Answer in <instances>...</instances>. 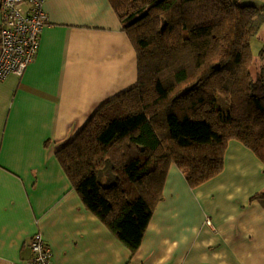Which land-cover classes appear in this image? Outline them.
I'll return each mask as SVG.
<instances>
[{
	"label": "crops",
	"instance_id": "1",
	"mask_svg": "<svg viewBox=\"0 0 264 264\" xmlns=\"http://www.w3.org/2000/svg\"><path fill=\"white\" fill-rule=\"evenodd\" d=\"M43 10L33 61L0 80V264L28 262L36 232L52 264H264V198L254 197L264 164L238 140L198 186L170 166L133 255L84 206L55 153L136 85V52L109 0H44Z\"/></svg>",
	"mask_w": 264,
	"mask_h": 264
},
{
	"label": "trees",
	"instance_id": "2",
	"mask_svg": "<svg viewBox=\"0 0 264 264\" xmlns=\"http://www.w3.org/2000/svg\"><path fill=\"white\" fill-rule=\"evenodd\" d=\"M109 2L136 52L137 83L55 155L84 206L133 255L171 165L198 186L221 172L229 140L264 164V48L259 73L249 69L264 12L238 0Z\"/></svg>",
	"mask_w": 264,
	"mask_h": 264
},
{
	"label": "built area",
	"instance_id": "3",
	"mask_svg": "<svg viewBox=\"0 0 264 264\" xmlns=\"http://www.w3.org/2000/svg\"><path fill=\"white\" fill-rule=\"evenodd\" d=\"M44 0H0V80L9 73L21 75L33 61L47 22ZM206 224L211 226L209 219ZM30 259L24 264H52L51 250L42 234L29 241Z\"/></svg>",
	"mask_w": 264,
	"mask_h": 264
},
{
	"label": "rangeland",
	"instance_id": "4",
	"mask_svg": "<svg viewBox=\"0 0 264 264\" xmlns=\"http://www.w3.org/2000/svg\"><path fill=\"white\" fill-rule=\"evenodd\" d=\"M241 4H249L253 5L259 9H262L264 12V0H238ZM251 52L253 57L255 58L254 61L250 64V72L253 76L256 73H259L262 60L260 59V52L264 48V23L261 28L258 30L257 34L254 35L250 40ZM219 103L221 107H224V103L222 99H219Z\"/></svg>",
	"mask_w": 264,
	"mask_h": 264
}]
</instances>
